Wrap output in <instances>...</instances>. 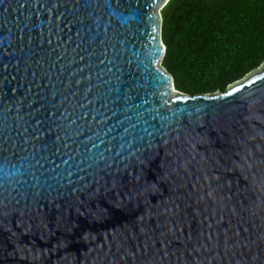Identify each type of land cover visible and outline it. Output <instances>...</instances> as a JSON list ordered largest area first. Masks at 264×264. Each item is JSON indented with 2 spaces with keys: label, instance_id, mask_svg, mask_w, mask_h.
I'll return each mask as SVG.
<instances>
[{
  "label": "water",
  "instance_id": "1",
  "mask_svg": "<svg viewBox=\"0 0 264 264\" xmlns=\"http://www.w3.org/2000/svg\"><path fill=\"white\" fill-rule=\"evenodd\" d=\"M170 0H0V264H264V64L187 94Z\"/></svg>",
  "mask_w": 264,
  "mask_h": 264
},
{
  "label": "trees",
  "instance_id": "2",
  "mask_svg": "<svg viewBox=\"0 0 264 264\" xmlns=\"http://www.w3.org/2000/svg\"><path fill=\"white\" fill-rule=\"evenodd\" d=\"M163 65L187 94L225 91L264 64V0H170Z\"/></svg>",
  "mask_w": 264,
  "mask_h": 264
},
{
  "label": "rangeland",
  "instance_id": "3",
  "mask_svg": "<svg viewBox=\"0 0 264 264\" xmlns=\"http://www.w3.org/2000/svg\"><path fill=\"white\" fill-rule=\"evenodd\" d=\"M262 67H263V66H262ZM262 67H261V68H262Z\"/></svg>",
  "mask_w": 264,
  "mask_h": 264
}]
</instances>
